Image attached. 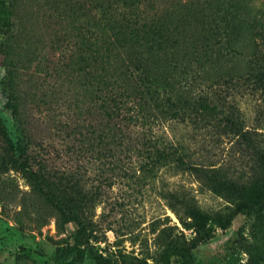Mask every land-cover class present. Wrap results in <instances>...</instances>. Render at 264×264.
Masks as SVG:
<instances>
[{
	"label": "trees",
	"instance_id": "1",
	"mask_svg": "<svg viewBox=\"0 0 264 264\" xmlns=\"http://www.w3.org/2000/svg\"><path fill=\"white\" fill-rule=\"evenodd\" d=\"M196 4L185 12L182 0H0L1 89L12 117L0 110V168L19 171L57 217L78 224L72 248L94 264H114L89 245L102 239L95 210L126 170L138 190L163 166L189 170L241 213L264 216V144L245 128L238 103L210 87L221 79L240 84L253 67L239 60L244 50L232 46L236 37L214 34L216 19ZM258 65L256 81L264 87V65ZM183 73L206 79L208 93L185 92L176 84ZM59 102L72 111L64 124L48 112ZM179 120L232 133L251 158L249 169L217 164L207 154L199 161L169 136L167 127L176 122L166 123ZM55 128L71 137V164L44 147ZM160 194L184 225L207 223L187 192L161 188ZM209 234L189 242L159 236L188 255ZM241 251L249 256L238 264H264V240Z\"/></svg>",
	"mask_w": 264,
	"mask_h": 264
},
{
	"label": "rangeland",
	"instance_id": "2",
	"mask_svg": "<svg viewBox=\"0 0 264 264\" xmlns=\"http://www.w3.org/2000/svg\"><path fill=\"white\" fill-rule=\"evenodd\" d=\"M182 1L185 12L192 11L197 3V9L202 8L216 19L212 23L214 34L218 29L226 37H236L233 39L236 44L232 46L244 50L239 60L252 65L253 73L240 84L219 79L210 87L220 91L214 94H222L228 102L238 103L245 128L256 130L260 143L264 144V87L256 81L261 69L258 64L264 65V0ZM176 11L181 12L180 9ZM254 51L257 52L256 59ZM4 73L0 54V110L11 120L1 89ZM205 80L183 73L176 84L181 83L182 88L185 85V92L194 87L198 90L206 88L207 94ZM59 103L48 112L64 124L71 119L72 111L64 102ZM172 122L176 124L167 127L170 138L181 143V148L184 146L186 151H195L199 161H204L203 155L207 154L217 164H231L244 171L249 169L251 158L243 154L232 133H219L210 122L186 125L179 120L166 124ZM70 144L71 137L67 132L55 128L48 132L44 147L53 150L60 162L71 164ZM121 177L106 190L103 202L95 210V219L102 226V239L92 240L89 245L92 253H102L114 264H238L249 256L241 251L243 246H249L257 239L264 240V216L256 212L241 213L236 202L189 170L163 166L152 184L142 190L130 185L135 178L132 172L126 170ZM161 188H177L193 196L206 211L207 223L184 225L160 194ZM188 220L192 221L191 218ZM77 227L75 221L57 217L51 205L27 184L19 171L0 168V264H94L92 259L80 257L72 248ZM198 231L210 234L188 255L169 249L159 236L164 234L168 239L189 242L200 236Z\"/></svg>",
	"mask_w": 264,
	"mask_h": 264
}]
</instances>
